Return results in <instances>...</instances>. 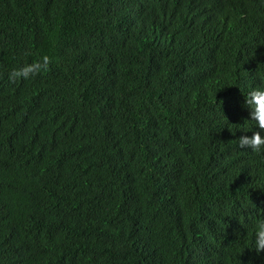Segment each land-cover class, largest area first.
<instances>
[{
    "label": "trees",
    "instance_id": "16d2710c",
    "mask_svg": "<svg viewBox=\"0 0 264 264\" xmlns=\"http://www.w3.org/2000/svg\"><path fill=\"white\" fill-rule=\"evenodd\" d=\"M256 86L264 0H0V264H264Z\"/></svg>",
    "mask_w": 264,
    "mask_h": 264
},
{
    "label": "clouds",
    "instance_id": "9594fccd",
    "mask_svg": "<svg viewBox=\"0 0 264 264\" xmlns=\"http://www.w3.org/2000/svg\"><path fill=\"white\" fill-rule=\"evenodd\" d=\"M52 60L49 56L38 57L31 62H25L7 73L8 80L17 82L30 80L50 70ZM245 97V106L249 109L250 120L255 122V130H242L244 133L251 131V135L239 136V147L251 149L253 152L264 154V86L251 88ZM255 251H264V217L258 219L253 228Z\"/></svg>",
    "mask_w": 264,
    "mask_h": 264
}]
</instances>
